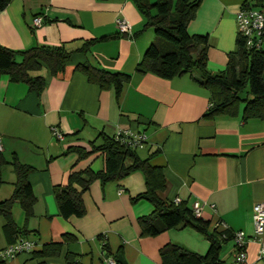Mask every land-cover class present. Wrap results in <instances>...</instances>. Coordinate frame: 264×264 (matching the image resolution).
Instances as JSON below:
<instances>
[{"label":"crops","instance_id":"obj_1","mask_svg":"<svg viewBox=\"0 0 264 264\" xmlns=\"http://www.w3.org/2000/svg\"><path fill=\"white\" fill-rule=\"evenodd\" d=\"M246 2L260 9L257 0H202L188 23L189 34L208 39L207 69L213 74L224 69L228 55L236 50L235 15ZM35 17L42 18L41 26H33ZM120 17L130 23L131 36L117 33L115 20ZM142 24L132 0H10L0 11L1 46L24 50L36 44L64 45L74 51L62 73L53 76L45 68L32 73L45 79L39 95L0 74L1 156L5 163L16 156L32 167L28 181L35 197L29 217L18 202L12 207L16 228L26 234L6 235L0 217V250L19 239L36 243L31 252L0 264H106L104 245L126 264H161L159 249L166 244L202 256L208 252V237L192 226L168 229L155 237L142 235L138 219L150 215L153 206L146 200L131 202L145 191L138 171L118 182L92 183L82 197V217L60 215L53 188L66 184L73 171L103 167L100 154L78 159L75 153L65 154L67 148L89 150L88 143L100 133L111 137L120 130L146 136L136 153L161 168L165 182L157 192L161 200L179 199L189 208L200 203L202 219L211 223L209 230L220 224L219 229L242 232L250 239L247 261L264 264V256L257 258L252 221L253 206L264 203V122L243 121L242 106L233 117H205L210 93L196 81V73L170 80L136 73L154 38L150 30L141 31ZM91 41L93 62L130 76L118 98L112 88L100 90L75 70L85 61L77 50ZM52 128L63 135L61 141ZM18 140L26 142L27 154L20 152ZM2 179L0 201L12 192ZM63 234L75 240L64 244L58 256L37 255L44 245L61 242ZM235 252L233 241H226L220 245L219 258L233 264ZM67 254L72 262L65 260Z\"/></svg>","mask_w":264,"mask_h":264},{"label":"trees","instance_id":"obj_2","mask_svg":"<svg viewBox=\"0 0 264 264\" xmlns=\"http://www.w3.org/2000/svg\"><path fill=\"white\" fill-rule=\"evenodd\" d=\"M201 1L132 0L143 20L141 31L151 30L154 34L153 40L136 66V73L152 74L165 80L196 73V81L210 93V107L205 117H233L242 106L243 121L260 119L264 122V46L259 49L249 48L244 38L238 36L236 50L228 55L224 69L215 74L209 72L207 37L191 35L187 31L188 23L194 17ZM257 1L256 6L264 10L261 0ZM9 2L10 0H0V11ZM108 39L109 37L100 40ZM93 43H85L77 50L84 54L85 61L78 64L75 70L100 90L112 88L118 98L130 76L106 70L93 62L90 56ZM73 53L74 51H69L64 45L36 44L24 50H11L0 45V74L7 75L9 82L23 84L28 92L39 95L45 87V79L42 76H32V73L45 68L51 75L56 76L65 70V65ZM88 144L89 150L69 147L65 154L75 153L78 159L100 154L103 167L98 171L90 168L73 171L69 174L66 184L53 188L55 201L63 218H80L85 214L82 197L92 183L105 185L118 182L138 171L143 174L145 191L132 197L131 202L146 200L153 206L150 215L138 219L142 235L155 237L168 229L188 225L203 232L210 241V248L203 256L177 245L166 244L159 249L161 264H225L219 258L220 245L232 240L233 232L219 229V226L209 230L211 223L204 221L202 217H195L192 209L183 203L161 200L157 196V192L165 187L161 168L151 166L148 159L139 158L137 149L115 141L114 135L110 137L100 133ZM4 163L0 153V167ZM11 165L15 175L14 189L8 199L0 201V217H3L5 222V234L13 237L26 234L16 228L12 217L13 205L18 202L25 216L29 217L35 197L28 181L32 167L19 162L16 156L13 157ZM74 240L71 235L63 234L61 242L44 245L37 255L41 258L58 256L62 246ZM103 249L106 256H112L116 260L117 256L111 255L105 245ZM71 259L70 254L65 256L67 262H72Z\"/></svg>","mask_w":264,"mask_h":264},{"label":"built area","instance_id":"obj_3","mask_svg":"<svg viewBox=\"0 0 264 264\" xmlns=\"http://www.w3.org/2000/svg\"><path fill=\"white\" fill-rule=\"evenodd\" d=\"M235 21L237 25L238 36L244 38L247 47L259 49L264 46V10L257 9L249 4H243L236 12ZM42 24L41 17L33 19V26L39 27ZM115 28L120 35L131 36L130 23L125 18H117L115 20ZM210 107V105H209ZM53 136L61 141L63 135L56 129H51ZM114 140L121 143H126L133 149H138L146 142L144 134H138L131 130H120L114 134ZM3 150L2 137L0 136V153ZM176 199L174 203H179ZM193 215L197 218L202 217L203 205L195 202L192 205ZM252 221L254 225L253 240L258 243V259L264 256V203H256L252 209ZM220 227V224L214 227ZM232 241L235 246V255L233 264H255L247 261L246 245L250 239H247L242 232H233ZM36 246V243L28 239H19L13 244L8 245L0 250V261L6 262L18 256L19 254L31 252ZM104 262L106 264H117L113 257L106 256L103 252Z\"/></svg>","mask_w":264,"mask_h":264},{"label":"rangeland","instance_id":"obj_4","mask_svg":"<svg viewBox=\"0 0 264 264\" xmlns=\"http://www.w3.org/2000/svg\"><path fill=\"white\" fill-rule=\"evenodd\" d=\"M149 1H154V0H149ZM150 33H153L151 30H150ZM18 146L20 147L21 146V150L20 152L21 153H24V154H27V145H26V142L23 141V140H18ZM9 162H11V158L9 159ZM0 178H3L2 180H4V185L8 188L6 189H12V192H11V195L13 193V189H14V186H13V182L12 181V178H15L14 177V173H13V168H12V165L11 163H5L3 164L1 167H0ZM9 195V196H11ZM7 198V197H6ZM230 258H228V261H229Z\"/></svg>","mask_w":264,"mask_h":264},{"label":"water","instance_id":"obj_5","mask_svg":"<svg viewBox=\"0 0 264 264\" xmlns=\"http://www.w3.org/2000/svg\"><path fill=\"white\" fill-rule=\"evenodd\" d=\"M116 262H117V264H126L125 260L123 259V257L120 254L117 255Z\"/></svg>","mask_w":264,"mask_h":264}]
</instances>
